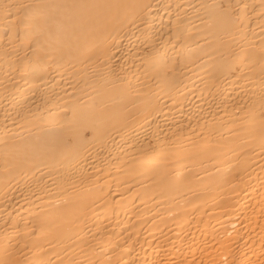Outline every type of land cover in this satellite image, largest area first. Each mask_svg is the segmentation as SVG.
<instances>
[{
    "label": "bare ground",
    "instance_id": "obj_1",
    "mask_svg": "<svg viewBox=\"0 0 264 264\" xmlns=\"http://www.w3.org/2000/svg\"><path fill=\"white\" fill-rule=\"evenodd\" d=\"M0 264H264V0H0Z\"/></svg>",
    "mask_w": 264,
    "mask_h": 264
}]
</instances>
